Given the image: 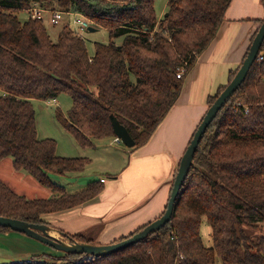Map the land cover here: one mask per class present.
Returning <instances> with one entry per match:
<instances>
[{"label":"trees","instance_id":"1","mask_svg":"<svg viewBox=\"0 0 264 264\" xmlns=\"http://www.w3.org/2000/svg\"><path fill=\"white\" fill-rule=\"evenodd\" d=\"M231 2L169 0L159 19L156 0H0V161L12 157L15 170L55 194L28 199L0 180V216L44 224L43 214L78 206L104 190L102 181H92L69 193L52 178L82 172L92 159L60 156L54 138H39L34 99L71 95L67 115L56 108L54 117L80 148L116 137L112 116L135 140L131 148H140L176 103L185 76L215 39ZM34 5L67 16L82 13L123 42H95L90 54L65 17L54 41L45 20L31 16ZM21 11L29 18L21 20ZM178 69H184L181 78ZM225 87L209 98V106ZM204 218L212 229L211 247L201 235ZM259 222H264V42L246 79L206 129L170 222L109 255H36L0 264H216L217 256L223 264H264ZM66 237L94 244L83 234Z\"/></svg>","mask_w":264,"mask_h":264},{"label":"crops","instance_id":"2","mask_svg":"<svg viewBox=\"0 0 264 264\" xmlns=\"http://www.w3.org/2000/svg\"><path fill=\"white\" fill-rule=\"evenodd\" d=\"M263 20L264 0H232L215 39L185 76L180 95L166 118L144 146L128 152L125 166L120 165L107 173L108 178L98 179V171L89 168L98 157L85 155L86 152L80 150L83 148L55 130L54 118L47 109L49 105H57L60 95L40 100L41 110L36 115L39 138H56L60 156L92 159L82 172L66 176L51 174L52 178L69 193L82 190L89 182L104 179V190L95 198L42 215L52 236L68 241L66 234L79 233L93 239L95 244H109L162 215L180 160L209 108V98L228 84L231 72L240 68ZM102 140H94L91 148L105 147ZM0 180L28 199H47L55 195L29 173L15 170L12 157L0 161ZM22 235L14 230H0V239L13 236L21 240ZM0 250V255L5 256L2 259L15 262L10 259L14 255L12 246L0 241Z\"/></svg>","mask_w":264,"mask_h":264},{"label":"water","instance_id":"3","mask_svg":"<svg viewBox=\"0 0 264 264\" xmlns=\"http://www.w3.org/2000/svg\"><path fill=\"white\" fill-rule=\"evenodd\" d=\"M89 31H96L95 26L89 27ZM264 42V20L260 25L254 39L250 45L248 53L242 62L240 68L237 70L233 79L226 85L224 90L217 97L215 102L209 106L202 121L198 125L193 138L187 146L181 160L174 179L171 195L168 201L165 212L155 220L148 223L142 230L134 233L132 236L113 242L109 244H93L89 242H78L62 240L54 237L49 233V226L47 224H35L29 223L17 218H11L6 216H0V226L9 227L14 231L26 233L27 235L38 239L42 242L50 244L55 248L64 251L66 253H86L88 255L103 256L117 252L123 248H126L132 244H135L151 233L162 228L166 223L171 221L174 211V204L177 196L182 188L193 163L198 145L206 132L209 124L217 116L219 110L226 104L228 99L233 96L235 91L240 87L243 81L246 79L248 72L253 63L258 59L259 52ZM112 124L114 133L120 142L131 148L135 146L136 142L131 136L130 132L115 116H112Z\"/></svg>","mask_w":264,"mask_h":264},{"label":"rangeland","instance_id":"4","mask_svg":"<svg viewBox=\"0 0 264 264\" xmlns=\"http://www.w3.org/2000/svg\"><path fill=\"white\" fill-rule=\"evenodd\" d=\"M169 0H156L155 7H156V14L159 19H161V16L165 13L167 9V3ZM18 16L21 20H26L29 18L30 14L28 11H21L18 13ZM71 19V17L65 15L64 20L68 21ZM46 26L48 28V32L51 35L52 39L54 41H57L59 32L61 30V25L57 26H51L48 22V18L45 20ZM73 30H76L77 26L71 22ZM95 26V25H94ZM96 31H85L84 34H82V37L86 40L87 46H88V51L90 54H93L94 52V43L95 42H105L108 43L110 42L111 39H113L117 44H121L123 42L124 37L119 36V37H111L110 36V31L107 30L104 27L100 26H95ZM35 109L38 114V112L41 110V104L42 101H38L35 99L34 101ZM72 106V97L69 93H62L60 96L57 98V105H49L48 107V112L53 116L54 118V124H55V130H57L60 134L68 136V138L74 143L75 141L73 138L57 123L55 119V110L56 108H60L62 112L67 115L68 111L70 110ZM55 134V132L53 131ZM56 139V138H55ZM115 137H108L103 139V143L105 144V147H102L101 149L94 150V148H87V149H80L83 152H86L85 155H90L91 157L96 158L95 163L91 164L89 168H94L97 172V177L100 179V177H105L108 178V174L112 172V169L117 168L118 166L121 165V167L126 165V162L128 161V152L130 150H138L129 148L122 142H114ZM58 142V140H56ZM110 143V144H109ZM76 146H78L76 144ZM92 153H95L96 156H93ZM118 154V155H117ZM119 157V159H118ZM121 158V159H120ZM4 163L1 165L3 166ZM4 171V170H3ZM96 179V180H98ZM70 190V187H68ZM258 233H264V222H259L258 223ZM23 239H15L13 236L11 237H4L0 239V241L9 244L14 248V255L11 256L10 259H14L12 261H27L30 260L33 257V254L35 255H42L44 258H50L48 255L53 256V257H60L64 256L66 252L61 251L54 246H51L50 244H47L45 242H42L38 239H35L26 233H22ZM201 235L203 242L206 247H211L213 245V239H212V229L210 224L208 223L207 219L204 218L202 225H201ZM0 252H2L0 250ZM4 256V254H3ZM2 254L0 255V263L4 262H11V260H5L2 259ZM5 257V256H4ZM216 264H223L221 258L218 256L216 257Z\"/></svg>","mask_w":264,"mask_h":264},{"label":"built area","instance_id":"5","mask_svg":"<svg viewBox=\"0 0 264 264\" xmlns=\"http://www.w3.org/2000/svg\"><path fill=\"white\" fill-rule=\"evenodd\" d=\"M69 16H71V22L74 23L77 28L75 33L82 36L84 32L89 31V27L94 26L93 22L90 18L78 12H69ZM67 15L62 10H50L40 5H34L31 8V16L36 19L46 20L48 18V22L51 26L60 25L63 18ZM184 75V69H178L177 77L181 78ZM116 142H120L119 138L115 137ZM104 182V179L101 180Z\"/></svg>","mask_w":264,"mask_h":264}]
</instances>
